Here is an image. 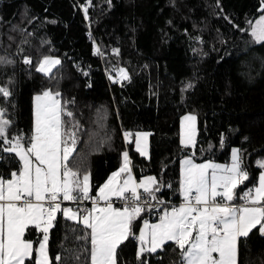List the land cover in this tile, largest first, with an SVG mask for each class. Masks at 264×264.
<instances>
[{"label":"trees","instance_id":"trees-1","mask_svg":"<svg viewBox=\"0 0 264 264\" xmlns=\"http://www.w3.org/2000/svg\"><path fill=\"white\" fill-rule=\"evenodd\" d=\"M262 12L261 0H90V6L89 0H0V57L11 61L0 63V85L11 92L0 94L11 121L8 139L32 135L34 95L50 89L73 113L63 117L66 128L75 121L83 128L71 166L90 172L92 194L127 150L137 179L157 178L156 199L180 200L184 157L227 162L238 147L249 175L237 188L240 196L258 183L256 159L264 156V42L253 43L249 34V22ZM45 55L62 60L50 76L36 67ZM120 69L128 79L120 78ZM187 113L197 118L194 147L181 143ZM141 130L150 132L149 158L123 138ZM0 144V175L7 179L21 164L3 151L10 145ZM141 223L142 213L133 223L135 236ZM258 228L239 239L237 264H264ZM86 232L58 213L49 232L51 264H90V239H76ZM27 236L42 238L32 226ZM138 246L130 237L117 249V264H180L173 242L140 259Z\"/></svg>","mask_w":264,"mask_h":264},{"label":"snow or ice","instance_id":"snow-or-ice-1","mask_svg":"<svg viewBox=\"0 0 264 264\" xmlns=\"http://www.w3.org/2000/svg\"><path fill=\"white\" fill-rule=\"evenodd\" d=\"M261 2L264 4V0ZM87 11L84 7L85 15ZM249 24L255 41L264 42V15L255 24ZM114 51L118 54V50ZM96 53L102 54L99 48ZM24 62L31 63L29 59ZM0 63L11 61L0 57ZM60 63L59 59L45 56L37 71L49 74ZM120 78L128 79L123 69H120ZM0 94L7 98L11 92L0 87ZM59 97V92L50 89L35 96L34 127L27 139L22 135L8 139L11 121L4 118L6 110L0 108V142L10 145L3 151L14 153L21 164L18 170L10 173V178L0 175V264H26V261L51 264L49 232L55 226L58 213L67 220L82 223L86 230L90 229L85 235L76 237L84 241L90 239V264H117V249L130 237L140 244L137 259L145 252L156 253L167 242H173L180 250V264H237L239 239L248 237L257 226L259 233L264 235V171L259 175L258 184L240 197L244 203L231 204L237 188L249 179L242 168L239 150L233 149L230 165L196 164L191 158L184 160L179 181L183 202L179 207L165 211L159 223L144 221L139 236H135L133 223L144 211L139 190L143 189L155 199L152 194L159 191L153 187L157 184L156 178L147 176L137 183L132 176L129 153L125 151L118 171L99 186L95 197L91 196L90 173L85 172L81 178L80 169L71 166L78 143L79 121L66 128L63 117H73V113ZM184 120L189 123L182 129L181 143L193 144L196 117L189 115ZM132 135L124 133L125 139ZM148 135L135 134V147L141 156L147 155ZM257 163L264 169V161ZM125 174L121 183L120 178ZM113 196L124 200L125 206L114 208L110 202ZM217 198H220L219 202ZM90 199L91 208L74 211L62 207L64 201ZM100 201H105L106 205L100 207ZM30 226L42 234L36 241L38 247L35 250L34 241L25 239ZM55 260L61 261L62 257L57 255Z\"/></svg>","mask_w":264,"mask_h":264},{"label":"rangeland","instance_id":"rangeland-1","mask_svg":"<svg viewBox=\"0 0 264 264\" xmlns=\"http://www.w3.org/2000/svg\"><path fill=\"white\" fill-rule=\"evenodd\" d=\"M261 15H264V12H262L259 16H257L256 18H254V20L252 21V23L251 24H255V22L259 19V17L261 16ZM249 34H250V36H251V39H252V42L253 43H261V42H256L255 41V39H254V37L251 35V25L249 26ZM97 48H99V47H95L94 48V51H95V53H96V49ZM100 50V49H99ZM45 56H51V57H53V58H55V59H59L61 62H62V60H61V57L60 56H58V55H45ZM45 56H43L37 63H36V67L38 68V66H39V63H40V61L41 60H43V58L45 57ZM61 64V63H60ZM59 64V65H60ZM59 65H57V66H55V67H53L52 68V70H51V72L49 73V74H44V73H42V74H44V75H46V76H50L58 67H59ZM0 87H2V88H6V87H4V86H2V85H0ZM47 90H49V89H47ZM38 94V93H37ZM36 94V95H37ZM34 101H35V99H34ZM189 115H192V116H195L196 117V115L195 114H193V113H187V114H185V115H183L182 116V118H181V127H180V131H181V137H182V129H183V127H186L187 125H188V121H185L184 120V117L185 116H189ZM89 126V125H88ZM90 127V126H89ZM195 127H196V135H195V141H194V143L193 144H188V145H185L184 144V146H188V147H194L195 146V144H196V141H197V118H196V121H195ZM82 130H83V128H81L80 127V125H79V129L77 130V137H78V143L80 142V139H81V134H82ZM90 133H91V129H90ZM136 133H148L149 135L147 136V141H146V150H147V155L146 156H143V157H146V158H149V155H150V145H149V139H150V132L149 131H147V130H141V131H136L135 132V134ZM134 134V135H135ZM136 138V137H135ZM77 143V144H78ZM132 143H133V145H134V148L136 149V147H135V139L134 140H132ZM26 146V145H25ZM233 149H238L239 150V155H240V157H241V150H240V148H238V147H234ZM233 149H232V152H233ZM125 151H127V150H124L123 152H125ZM122 152V153H123ZM232 152H231V155H230V158H229V161H227V162H223V161H216V160H210V159H205V160H200V161H197L196 162V164H204V163H208V162H211V163H213V164H218V165H230L231 164V162H232ZM258 161H264V156H260V157H258L257 159H256V165L257 166H259L258 165ZM123 163V156L121 155V164ZM121 166V165H120ZM130 167H131V165H130ZM120 168V167H119ZM118 168V169H119ZM118 169L117 170H115L114 172H116V171H118ZM262 169V168H261ZM131 170H132V167H131ZM262 171H264V169H262ZM87 172V171H86ZM88 173H90L89 171H88ZM113 173V172H112ZM111 173V174H112ZM111 174H110V176H111ZM82 176H83V174H81V178H82ZM109 176V177H110ZM132 176H134V173H133V171H132ZM147 176H153V175H150V174H144V175H141L140 176V178L138 179V182L140 181V180H142L144 177H147ZM153 177H155V176H153ZM124 178H126V174L124 175V176H122L121 178H120V182L122 183V181H123V179ZM156 178V177H155ZM156 180H157V178H156ZM107 181V180H106ZM105 183V182H104ZM103 183V184H104ZM157 184H158V180H157ZM156 184V185H157ZM258 184V183H257ZM90 185H91V192H90V194H92V184H91V175H90ZM156 185H154L153 187L155 188L156 187ZM140 190H142L143 191V189H140ZM236 192H237V190H236ZM93 195H97V193L96 194H93ZM148 195V194H147ZM240 196H242L243 195V192L242 193H240L239 194ZM181 197H182V199H183V196L181 195ZM217 199H220V198H217ZM219 201V200H218ZM234 201V200H233ZM232 201V202H233ZM65 202H67V204H71V202L70 201H65ZM102 202H105V201H102ZM232 202H231V204H232ZM66 207H70V208H72L70 205H67ZM114 208H119V207H115V206H113ZM177 207H179V206H177ZM74 211H76L77 209H75V208H72ZM171 211V210H170ZM156 223H159V220H157V221H154V222H152V223H149V224H156ZM144 227V223H142L141 224V227H140V229L141 228H143ZM139 232H140V230H139ZM139 232L137 233V236H139ZM138 241V240H137ZM138 244H139V241H138ZM139 247H140V244H139ZM187 247V246H186ZM139 250V249H138ZM48 254H49V250H48ZM49 259H50V255H49ZM50 262H51V259H50Z\"/></svg>","mask_w":264,"mask_h":264},{"label":"built area","instance_id":"built-area-1","mask_svg":"<svg viewBox=\"0 0 264 264\" xmlns=\"http://www.w3.org/2000/svg\"><path fill=\"white\" fill-rule=\"evenodd\" d=\"M126 133V132H124ZM123 133V138L126 142H130L133 140V135L130 136L128 139H125ZM168 188H171V184L168 185ZM141 193V200L140 204L141 207L144 208V211L142 213V222L147 221L148 223H152L154 221L159 220L160 216L164 214L165 211H168L171 209L173 206L177 207L179 206L182 202L183 199L180 200H175V199H170V200H164V199H153L151 196L147 195L144 193L142 190H139ZM91 196L95 197V195L90 194ZM113 206L123 208L125 206V201L122 199H118L117 197L111 198V201ZM219 202V201H218ZM65 202L62 203V205ZM244 202H239L235 203V205H242ZM66 204V203H65ZM71 204L77 206L80 208V210L85 209V208H90L92 207V200H87V201H79V202H71ZM106 205V202H99V206L103 207Z\"/></svg>","mask_w":264,"mask_h":264},{"label":"crops","instance_id":"crops-1","mask_svg":"<svg viewBox=\"0 0 264 264\" xmlns=\"http://www.w3.org/2000/svg\"><path fill=\"white\" fill-rule=\"evenodd\" d=\"M47 90V89H46ZM43 92V91H42ZM42 92H38V94H42ZM37 94V93H36ZM36 94L34 95V98H35V96H36ZM37 94V95H38ZM34 98H33V106H35V101H34ZM59 99H60V97H59ZM61 100V99H60ZM135 139V135H134V138H133V140ZM189 158H191L192 160H193V162L194 163H196L197 161L193 158V157H191V156H187V157H184L183 159H182V161H181V173H182V168H183V161L184 160H186V159H189ZM134 178H135V180H136V182L138 183V179L135 177V175L133 176ZM98 192V191H97ZM113 197H115V196H113ZM113 197H111V198H113ZM238 197H241V196H238V195H236V198L234 199V201L232 202V204L233 205H235V203H239V202H244L242 199H238ZM219 200V199H218ZM65 202V201H64ZM66 203V204H65ZM63 205H62V207H66L67 206V202H65ZM236 206H238V205H236ZM91 208V207H90ZM171 209H169L168 211H170ZM140 216H141V214H140ZM139 219H140V217H138ZM137 218V219H138ZM135 222V221H134ZM140 227H141V224H140ZM140 227H139V230H140ZM27 232H28V229L26 230V232H25V239H29V240H32V239H30V238H28V236H27ZM139 232V231H138ZM32 241H34V240H32ZM139 245V244H138ZM38 247V243H36V241H34V250H35V248H37ZM138 249H139V246H138ZM159 250V249H158ZM33 256H35V251H34V253H33Z\"/></svg>","mask_w":264,"mask_h":264},{"label":"clouds","instance_id":"clouds-1","mask_svg":"<svg viewBox=\"0 0 264 264\" xmlns=\"http://www.w3.org/2000/svg\"><path fill=\"white\" fill-rule=\"evenodd\" d=\"M142 223H143V222H142ZM142 223H141V224H142Z\"/></svg>","mask_w":264,"mask_h":264},{"label":"water","instance_id":"water-1","mask_svg":"<svg viewBox=\"0 0 264 264\" xmlns=\"http://www.w3.org/2000/svg\"><path fill=\"white\" fill-rule=\"evenodd\" d=\"M114 81V80H113Z\"/></svg>","mask_w":264,"mask_h":264}]
</instances>
